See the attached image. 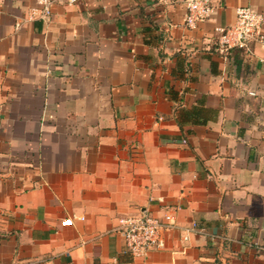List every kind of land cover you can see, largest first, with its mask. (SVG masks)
Listing matches in <instances>:
<instances>
[{"label":"crops","instance_id":"1","mask_svg":"<svg viewBox=\"0 0 264 264\" xmlns=\"http://www.w3.org/2000/svg\"><path fill=\"white\" fill-rule=\"evenodd\" d=\"M37 6L0 0V264H264V45L217 48L264 0ZM142 212L174 226L134 255Z\"/></svg>","mask_w":264,"mask_h":264},{"label":"built area","instance_id":"2","mask_svg":"<svg viewBox=\"0 0 264 264\" xmlns=\"http://www.w3.org/2000/svg\"><path fill=\"white\" fill-rule=\"evenodd\" d=\"M217 0H184L186 14L184 23L188 27H194L198 21L208 19L214 11V3ZM75 0H37L38 6L31 8L29 19H37L49 22L52 17V5L55 3L72 4ZM234 24L227 27H219L217 48L220 52L228 53L232 49H239L245 55H253L252 43L264 45V33L261 29L262 16L249 6L236 8ZM82 219V217H79ZM72 218L60 220L61 225H69ZM174 226L170 212H164L161 217L152 216L146 212L120 219V231L122 232L126 246L130 253L143 255L152 247L161 246L160 231ZM196 224L192 223L191 228ZM186 230V229H185ZM110 264H116L112 262Z\"/></svg>","mask_w":264,"mask_h":264}]
</instances>
